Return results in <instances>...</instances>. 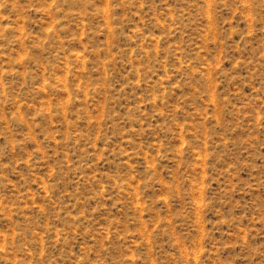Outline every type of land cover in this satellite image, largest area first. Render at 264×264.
Instances as JSON below:
<instances>
[{
    "label": "rangeland",
    "instance_id": "374dc122",
    "mask_svg": "<svg viewBox=\"0 0 264 264\" xmlns=\"http://www.w3.org/2000/svg\"><path fill=\"white\" fill-rule=\"evenodd\" d=\"M0 264H264V0H0Z\"/></svg>",
    "mask_w": 264,
    "mask_h": 264
}]
</instances>
